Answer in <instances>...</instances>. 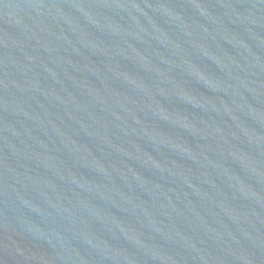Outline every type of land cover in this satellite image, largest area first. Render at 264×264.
Masks as SVG:
<instances>
[{"label":"water","instance_id":"1","mask_svg":"<svg viewBox=\"0 0 264 264\" xmlns=\"http://www.w3.org/2000/svg\"><path fill=\"white\" fill-rule=\"evenodd\" d=\"M0 264H264V0H0Z\"/></svg>","mask_w":264,"mask_h":264}]
</instances>
